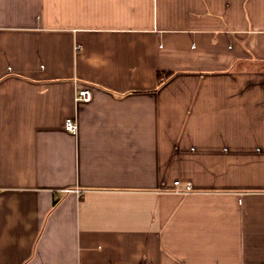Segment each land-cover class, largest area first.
Listing matches in <instances>:
<instances>
[{"label": "crops", "instance_id": "crops-1", "mask_svg": "<svg viewBox=\"0 0 264 264\" xmlns=\"http://www.w3.org/2000/svg\"><path fill=\"white\" fill-rule=\"evenodd\" d=\"M0 264H264V0H0Z\"/></svg>", "mask_w": 264, "mask_h": 264}, {"label": "built area", "instance_id": "built-area-1", "mask_svg": "<svg viewBox=\"0 0 264 264\" xmlns=\"http://www.w3.org/2000/svg\"><path fill=\"white\" fill-rule=\"evenodd\" d=\"M92 99V95L88 90H81L78 92V94L75 97V100L77 102H90ZM65 129L71 133H74L77 131V123L73 119H67L65 122ZM192 190V187L190 184H187L186 189H182L181 182L176 181L174 182V191L176 193H185L190 192Z\"/></svg>", "mask_w": 264, "mask_h": 264}, {"label": "trees", "instance_id": "trees-1", "mask_svg": "<svg viewBox=\"0 0 264 264\" xmlns=\"http://www.w3.org/2000/svg\"><path fill=\"white\" fill-rule=\"evenodd\" d=\"M172 73L170 72H158L157 74V81L158 84L164 83L169 77H171Z\"/></svg>", "mask_w": 264, "mask_h": 264}]
</instances>
